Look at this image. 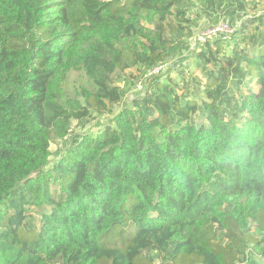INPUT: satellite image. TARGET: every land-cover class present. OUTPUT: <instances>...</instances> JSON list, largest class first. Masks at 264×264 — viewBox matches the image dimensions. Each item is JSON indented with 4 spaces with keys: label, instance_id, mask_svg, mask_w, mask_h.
<instances>
[{
    "label": "trees",
    "instance_id": "16d2710c",
    "mask_svg": "<svg viewBox=\"0 0 264 264\" xmlns=\"http://www.w3.org/2000/svg\"><path fill=\"white\" fill-rule=\"evenodd\" d=\"M248 2L0 0V264H264ZM195 16L230 32L190 46Z\"/></svg>",
    "mask_w": 264,
    "mask_h": 264
},
{
    "label": "rangeland",
    "instance_id": "374dc122",
    "mask_svg": "<svg viewBox=\"0 0 264 264\" xmlns=\"http://www.w3.org/2000/svg\"><path fill=\"white\" fill-rule=\"evenodd\" d=\"M247 13H248V16H257V15H260L262 13H264V0H249L248 2V7H247ZM193 21H198L196 24V28L195 29H192L193 30V38L190 40L189 42V45H193V40H194V47L197 48L198 44H196V39H198L199 37H202L204 34H206L209 30H207L208 26H209V20L206 18V17H193ZM219 19L220 20H223V16H219ZM136 75V72L135 71H126L122 76V80H119V82L117 84L125 87L128 91H129V94L133 93L134 91V88L132 86V83H133V79L132 77ZM137 76V75H136ZM94 115V119L92 120H89L88 123L84 126V127H81L80 125L76 124L75 122L72 123L71 125V131H72V134L74 132H79V131H87V132H91V133H94L97 128H96V124L98 123V121L100 120H104L106 118H110L108 117L107 115L106 116H98L96 114H93ZM197 122L199 121L196 120ZM60 144L61 142H58L57 144H52L50 146V151H51V160L54 161V159H57L58 157V153H60L61 151V148H60ZM260 236L255 232V230L253 228H251L250 230V234H249V239L252 241V242H255V241H259L260 240ZM159 262L158 261H155L154 264H158ZM244 264H249V262L247 263H244Z\"/></svg>",
    "mask_w": 264,
    "mask_h": 264
},
{
    "label": "built area",
    "instance_id": "2783aa9c",
    "mask_svg": "<svg viewBox=\"0 0 264 264\" xmlns=\"http://www.w3.org/2000/svg\"><path fill=\"white\" fill-rule=\"evenodd\" d=\"M217 32H230V30L226 27V25L224 24H219L218 26H216L215 28L209 30L206 34H204L202 37H199L198 39H196V41L199 42H203L205 37L210 36V35H215ZM163 69H165V66H159L156 67L155 69H153L148 75H146L147 77L151 76V75H157L159 74ZM145 77V78H147ZM142 80L138 81L135 84V90H140L142 88ZM158 264H164L159 262Z\"/></svg>",
    "mask_w": 264,
    "mask_h": 264
}]
</instances>
